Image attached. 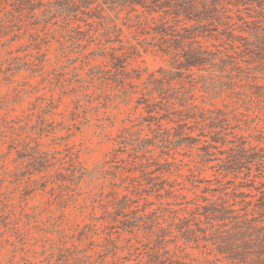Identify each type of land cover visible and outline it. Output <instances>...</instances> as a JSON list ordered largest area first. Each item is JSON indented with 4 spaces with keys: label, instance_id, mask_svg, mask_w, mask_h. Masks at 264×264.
Segmentation results:
<instances>
[{
    "label": "trees",
    "instance_id": "obj_1",
    "mask_svg": "<svg viewBox=\"0 0 264 264\" xmlns=\"http://www.w3.org/2000/svg\"><path fill=\"white\" fill-rule=\"evenodd\" d=\"M0 14V34L7 44L20 40V34H67L84 48L85 34H107L97 50L86 55L84 48L76 54L91 67L89 86L77 88V93H87L91 85L103 94L110 88L124 104L138 93L135 82L142 79V71L129 67L142 53L151 51L168 58L172 66L170 71H159L161 78L150 76L147 94L136 107L145 113L135 126L140 130L126 128L118 137L121 147L115 159L128 150L133 159H121L122 165L110 174L122 183H112L107 196L93 195L98 198L94 205L104 209L101 227L111 230L106 243L99 246L91 241L102 229L92 218V224L77 230V241L89 240L90 248L80 249L75 243L68 246L74 237L59 235L50 244L53 256L46 264H190L189 255L184 254L189 246L215 252L228 264H264V137L255 138L257 144H253L250 138L231 134V121L222 110L200 109L194 104V95L168 93L175 79L193 69H240L239 56L246 51L264 60V0H0ZM126 29L145 38L137 46L125 43L120 36ZM244 34H250L255 43ZM35 50L39 51L36 46ZM38 54L26 51L20 57L8 53L0 73L4 79L23 72L35 74L40 66L37 61L41 67L48 63L46 55ZM68 54L62 53L60 58L66 59ZM42 56L44 60L39 59ZM90 56L106 62L92 67ZM55 109L53 99H38L32 104L27 125L0 116L3 178L12 179L10 183L22 195L17 215L13 193L0 188V231L3 227L20 235L21 227L37 223L38 214L27 212L30 194L26 191L64 195L66 191L75 193L88 180L107 182L102 177L105 170L89 172L71 150L45 149L42 139L54 134L53 124L45 117ZM35 115L39 120L30 129ZM145 129L166 146L144 139ZM167 145L176 151L187 150L198 159L186 179L192 198L183 194L186 188H178L181 184L170 181L173 175L181 176L167 159L171 157L165 151L170 148ZM156 149H161L157 156ZM13 154L15 170L10 171L7 167ZM206 167L214 171L213 180L201 177ZM65 209L61 206V213ZM122 241L125 245L119 248ZM116 251L128 255L119 258ZM110 254L112 262L108 261Z\"/></svg>",
    "mask_w": 264,
    "mask_h": 264
},
{
    "label": "rangeland",
    "instance_id": "obj_2",
    "mask_svg": "<svg viewBox=\"0 0 264 264\" xmlns=\"http://www.w3.org/2000/svg\"><path fill=\"white\" fill-rule=\"evenodd\" d=\"M124 16L123 14L122 17ZM125 31L126 33L120 36V39L125 43L137 46L138 40L145 38L140 34H129L127 29ZM20 35V40L7 44L5 42L7 39L3 38L4 34H0V72L1 65L8 53L24 57L26 51L38 56L40 51V54L47 56L48 63L41 67V61H37V65L40 66L36 69L38 72L35 74L23 72L15 77L4 79L0 73V116H7L10 120L19 119L25 125L32 104H35L38 99H53L56 109L45 119L48 124H53L52 132L54 134L42 139L41 142L45 149L63 153L71 150L77 154L79 161L89 172L105 170L102 177H107L106 183H104L106 179L88 180L76 191L77 193L66 190L63 192L64 195H60L58 191L50 190L25 192L30 194L27 212L38 214L37 223L21 227L22 234L20 235H14L1 227L0 264H46V260L53 256L50 244L57 242L59 235L69 234L74 237L69 241L68 246L75 243L80 249H89V240H85L83 243L77 241L79 238L77 230L92 224V218L98 220L95 225L102 229L93 235L91 241L99 246L106 243L105 238L111 230L101 227L103 223L100 220L104 209L97 203L94 205L98 198L93 195L99 196L104 193V196H107L111 191L112 183H122L119 178L114 181L110 174L115 173V167L122 165L121 159L124 158L128 161L133 159L128 156L130 150L125 154L120 153L119 158L115 159L114 155L121 147L118 144V137L126 128H133V132L140 130V127L135 126L141 123L140 118L145 113L142 108H136L137 102L147 94L145 88L150 76L155 75V77L161 78L159 71H170L172 66L168 58L151 51L142 53L141 57L133 61L129 67V69L142 71V79L135 82V86H139V89H136L138 93L132 95L127 103L122 104L110 91V88L106 89V94H103L97 87L91 85L87 93H77L80 87L89 86L87 83L90 82L88 74L91 67H87L89 65L87 60L76 54H79L84 48L83 52L86 55L97 50L99 41L105 43L107 40V34H85V41L82 44L84 48L75 45V41H71L67 34ZM244 36L255 43V39H251L250 34H244ZM9 38H13V35ZM30 44H32L31 47H29ZM35 46L39 51L35 50ZM68 52L66 59L60 58L62 53ZM89 58L92 67L104 65L106 62L104 59L94 61L93 57ZM39 59L44 60L45 58L42 56ZM239 59L242 60L240 69L228 68L224 71L219 68H210L185 72L183 78L173 81L168 93L172 96L184 93L187 96L194 95L196 98L194 104L200 109L222 110L231 121V134L250 138L249 140L253 144H257L255 138L264 137V60H258L254 54L248 51L241 53ZM61 81H63L62 86L60 85ZM77 88L78 90H76ZM76 98H79L80 102H76ZM38 120L39 118L35 115L29 124L30 129L31 126L36 125ZM164 124H166L165 121ZM166 127L170 128V126ZM142 137L148 139L151 144L166 146L154 140V134L148 129H145ZM168 147L170 148H166L165 151L169 152L171 157H167V159L175 164L174 168L180 170L181 176L178 178L177 175H173L170 181L176 182L177 185L181 184L178 188H186L183 194L192 198L193 194L187 191L191 187L187 185L186 179L190 175V170L196 168L195 160L197 162L198 159L195 155L191 156L187 150L176 151L172 146ZM4 148L6 149V147ZM160 151L161 149H156L154 155H159ZM139 155L141 156V153ZM15 159V154L9 157L7 168L10 171L15 170ZM204 170L201 177L213 180L214 171L208 167ZM4 171L0 165L1 191L13 193L12 196L15 200L13 203L16 205V213L19 215L21 213L19 202L22 200V195L15 190L14 184L10 183L12 179L7 178L9 181H4ZM105 173L109 175L106 176ZM103 183L105 186H102ZM116 190L120 194H125L123 189ZM71 195L72 199H70ZM150 200L156 201L155 198ZM61 206H66L64 213L60 211ZM93 206H96L95 209ZM113 238L115 239L116 235ZM117 245L121 248L125 242H118ZM98 250H102V248ZM113 250L115 251V249ZM116 253L119 258L128 255L127 251H116ZM184 254L189 255L190 264H228L217 253L205 252L196 249L195 246H189ZM108 261H113L111 254Z\"/></svg>",
    "mask_w": 264,
    "mask_h": 264
}]
</instances>
